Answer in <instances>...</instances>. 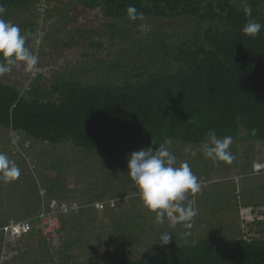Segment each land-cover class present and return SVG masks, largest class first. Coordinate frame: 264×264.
Wrapping results in <instances>:
<instances>
[{"label":"rangeland","instance_id":"1","mask_svg":"<svg viewBox=\"0 0 264 264\" xmlns=\"http://www.w3.org/2000/svg\"><path fill=\"white\" fill-rule=\"evenodd\" d=\"M49 8L43 18L38 9L11 12L3 17L19 25L22 33L28 35L27 45L39 58L34 71H26L18 63L12 72L0 77V81L23 94L30 87L46 89L54 81L69 78L84 84L104 80L116 83L115 77L120 74L118 68L110 72L112 63L131 66L138 63L137 45L148 43L144 38L150 31L166 32L171 41H177L195 25L193 20L183 17L145 20L140 24L143 28L140 27L138 35L131 25L115 21L118 33L122 27L126 30L124 37L111 38L112 31L105 26L107 20L101 17L99 9H86L80 0H51ZM34 35L41 39L39 45L34 42ZM188 146L180 142L168 146L178 164L188 162L202 185L201 191L189 198L195 201L199 213L193 219V230H198L191 237L179 238L181 224H176L171 217H166L164 224H157L154 214L144 208L134 182L127 175L130 156L127 149L118 148L116 156L103 154L105 158L99 159V151L89 152L71 144L41 143L0 127V152L7 153L21 170L13 182L0 180V227L27 220L33 226L19 237L5 234L4 226L1 228L0 264H108L119 258L138 260L210 236H245L243 239L247 241L264 239V223H253L239 231V225L232 226L229 222L232 228L225 231L207 227L206 222L200 221L208 203L214 210L233 211L232 208L248 201L264 200V172L251 170L252 160H264V142L233 141L230 151L236 159L231 165L214 164L205 159L201 144L191 145V151L197 152L193 157L185 151ZM236 175L242 178L240 185L238 179L237 184L233 179ZM69 196L77 200L79 209L61 214L59 228L46 232L43 226L47 224L35 217L41 212L53 211L54 201L58 205L75 202L68 200ZM96 202H105L101 203L102 212L96 210ZM204 215L208 220L212 217L210 213ZM197 224L202 226L196 227ZM161 232L171 233L173 239L169 244L159 243Z\"/></svg>","mask_w":264,"mask_h":264},{"label":"trees","instance_id":"2","mask_svg":"<svg viewBox=\"0 0 264 264\" xmlns=\"http://www.w3.org/2000/svg\"><path fill=\"white\" fill-rule=\"evenodd\" d=\"M38 2L0 0V5L8 17L11 12L36 10ZM80 2L86 9L101 11L111 38L124 37L126 30L122 27L118 33L115 21L131 25L139 35L142 21L127 18L130 6L144 13L143 21L183 17L195 25L177 41L166 32L150 31L144 38L148 43L137 45L138 63H112L110 72L118 68L120 74L116 83L84 84L69 78L46 89L30 87L23 94L0 81V127L41 143L99 151V159L116 156L118 148L130 154L155 150L167 138L200 145L209 130L221 138L230 135L233 141L264 142V29L256 38L242 33L248 19L244 0ZM247 3L252 18L264 24V0ZM108 264H264V239L210 236L138 260L119 258Z\"/></svg>","mask_w":264,"mask_h":264},{"label":"clouds","instance_id":"3","mask_svg":"<svg viewBox=\"0 0 264 264\" xmlns=\"http://www.w3.org/2000/svg\"><path fill=\"white\" fill-rule=\"evenodd\" d=\"M39 4L40 0L37 9ZM5 11V7L0 5V77L12 72L18 63H22L26 71H34L39 58L27 45L28 35L22 33L19 25L3 18ZM243 11L248 19L241 31L250 38H256L264 29V24L252 18V8L247 0H244ZM127 18L135 22L143 21L145 16L130 6L127 8ZM140 27L143 28V25ZM33 39L37 45L41 43V39L35 35ZM172 142L171 138H167L155 150L149 147L131 153L127 160V175L134 182L144 208L154 214L157 224H164L166 217H171L176 224L190 227L189 222L197 215V210L195 201L188 197L198 194L202 185L187 161L177 163V157L168 147ZM232 144V136L221 138L215 130H209L201 144V152L205 159L214 164L231 165L236 159L230 151ZM185 151L191 152L193 157L197 155V152L191 151V145ZM20 175L18 165L7 153L0 152V180L10 183ZM172 239L168 232H161L158 237L162 246Z\"/></svg>","mask_w":264,"mask_h":264},{"label":"crops","instance_id":"4","mask_svg":"<svg viewBox=\"0 0 264 264\" xmlns=\"http://www.w3.org/2000/svg\"><path fill=\"white\" fill-rule=\"evenodd\" d=\"M259 168H261V169H259ZM263 169H264V160H259V159H255V161L252 160V162H251V170L252 171L264 172ZM233 179H234L235 183L238 179V185H240L242 183V181H241L242 178L239 175L233 176ZM243 190H246L245 186L243 187ZM190 197H191V195H189L188 198H190ZM70 199L72 201H75V202H69V204L76 203L77 205H79V203L76 202L77 201L76 199H73L71 196H69L68 200H70ZM99 200H101V199H99ZM98 203H105V202H98ZM106 204H108V203H106ZM205 206L206 207H204L202 210L204 218L201 219L200 221L206 222L205 225L207 227H217V229H220V230L224 229L225 231H227V230L231 229L232 226H234L233 223H236L237 225L235 224V226L239 225L237 227V229L240 231V229L241 230H244L245 228L248 229V227H250L253 223H264V200L258 201V202L248 201L246 203L237 205L236 207L232 208L233 211H229L228 209H227L228 211L227 210L226 211L225 210L224 211L214 210L211 203H208ZM105 207H104V209H105ZM96 210L102 212L103 209L102 210L96 209ZM207 213L212 214V217L209 220H208V217H205V215H204ZM198 214L199 213H197V215ZM196 217L197 216H195L194 219ZM254 218H257V221ZM10 220H12V219H10ZM229 222H231L232 226L229 225ZM189 223H190V227H184L182 225V227H181L182 231H179V233H180L179 238L191 237L192 235H194L195 231L198 230L197 228H196V230H193V228H194L193 226L195 224V221L192 220ZM3 226L0 227V230ZM201 226L202 225L197 224L196 227H201ZM37 230H38V228H37ZM34 231H33V233H34ZM240 233L242 234L243 232H240ZM243 238H245V236ZM16 239L18 240V238H16ZM4 245H5V243H3L2 246H4ZM10 245H12V244H10ZM3 253H5V252H3Z\"/></svg>","mask_w":264,"mask_h":264},{"label":"built area","instance_id":"5","mask_svg":"<svg viewBox=\"0 0 264 264\" xmlns=\"http://www.w3.org/2000/svg\"><path fill=\"white\" fill-rule=\"evenodd\" d=\"M49 8V0H40V4L38 5V11L41 14L40 16L43 18L46 14L47 9ZM112 207L114 204L111 205ZM95 207L99 210L103 209V204L96 203ZM51 208L53 211L48 213H43L39 215V219L44 221V224H47L46 226H43L46 229V232H53L54 230H57L59 228V216L67 215L71 213L72 211H77L79 209V206L76 203L67 204L62 203V205H58V202L54 201L51 205ZM45 218V220H43ZM52 226H56V228H53ZM33 228L31 221H23L20 223H17L15 221L10 222L9 224L5 225L2 228V231L5 232V234H13L14 236H21L24 233H27L31 231Z\"/></svg>","mask_w":264,"mask_h":264},{"label":"bare ground","instance_id":"6","mask_svg":"<svg viewBox=\"0 0 264 264\" xmlns=\"http://www.w3.org/2000/svg\"><path fill=\"white\" fill-rule=\"evenodd\" d=\"M246 219H247V218H246ZM246 219H245V220H246Z\"/></svg>","mask_w":264,"mask_h":264}]
</instances>
